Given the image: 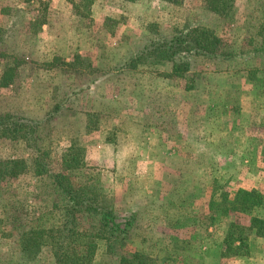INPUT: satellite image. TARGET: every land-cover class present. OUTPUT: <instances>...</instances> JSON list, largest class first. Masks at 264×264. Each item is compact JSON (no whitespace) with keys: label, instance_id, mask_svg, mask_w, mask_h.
I'll return each instance as SVG.
<instances>
[{"label":"rangeland","instance_id":"374dc122","mask_svg":"<svg viewBox=\"0 0 264 264\" xmlns=\"http://www.w3.org/2000/svg\"><path fill=\"white\" fill-rule=\"evenodd\" d=\"M225 1L231 20L206 0H94L87 14L80 0H0V67L3 54L19 62L13 84L0 88V114L37 118L56 105L38 131L46 167L61 172L64 151L79 146L83 166L65 172L73 185L136 213L130 243L112 254L100 241L92 264H119L130 251L150 264H264V239L261 256H224L227 230L250 217L212 208L241 189L264 195V0ZM43 3L40 31L33 22ZM195 26L213 30L223 46L215 57H191L183 78L156 58L122 70L152 39ZM91 85L92 102L102 105L91 121L100 128L85 134L68 119ZM34 155L25 142L0 137V159ZM66 204L48 175L1 181L0 264H57L47 245L27 259L20 233L39 217L60 225ZM253 215L264 219V204ZM79 217L81 229L93 228Z\"/></svg>","mask_w":264,"mask_h":264},{"label":"trees","instance_id":"16d2710c","mask_svg":"<svg viewBox=\"0 0 264 264\" xmlns=\"http://www.w3.org/2000/svg\"><path fill=\"white\" fill-rule=\"evenodd\" d=\"M93 1L80 0L86 14L90 12L89 8ZM124 1L135 2L136 0ZM206 2L211 11L223 13L231 20L232 13L229 14L231 6H227L225 0H206ZM76 10L78 15L84 16L80 9ZM47 12L48 4L43 3L42 8L38 10L39 15L33 22L38 25L39 30L47 24ZM1 34L0 28V37ZM222 46L221 37L213 30L204 26L185 27L177 30L170 38L158 36L152 39L135 54L130 55L123 68L135 69L149 59L156 58L171 64V76L183 78L189 72L191 57H215L220 53ZM1 56L4 58V63L0 67V88H8L15 80L19 62L15 56L10 59L8 55ZM79 59L78 55L75 56L74 62ZM55 62L57 58L47 63V66L57 65ZM190 88L191 86H186L184 89ZM55 112L57 109L53 108L42 119H32L11 113L0 114V137L21 140L35 152L30 161L24 158L0 159V182L26 174L48 175L67 199L60 225L48 224L46 219L39 217L31 223L29 229L25 228L20 233V251L27 259L34 257L31 249L47 245L50 246L57 264H92L100 241H104L106 251L112 254L117 253V247H124L127 242L130 243L131 230L136 224L137 216L134 212L115 211L105 195L96 190L85 185L79 187L73 185L70 176L65 172L83 166L79 146L70 145L64 151L61 172L51 173L46 167L44 155L38 145V131L41 124L44 121H50ZM210 203H213L212 200ZM263 204L264 195L261 192L241 189L232 198L224 196L219 204L216 203V206L212 207L220 208L223 215L234 212L250 217L248 226L234 221L231 228L227 230L223 241L226 249L224 256L247 257L255 250L257 240L264 238V219L254 216L253 210ZM79 214H86L92 219L91 230L79 227ZM150 263H152L151 257L139 251L120 255L119 259V264Z\"/></svg>","mask_w":264,"mask_h":264},{"label":"crops","instance_id":"0c3cea01","mask_svg":"<svg viewBox=\"0 0 264 264\" xmlns=\"http://www.w3.org/2000/svg\"><path fill=\"white\" fill-rule=\"evenodd\" d=\"M45 25H47V24H45ZM45 25H43L42 28ZM42 28H41V30H42ZM75 56H76V54L74 55V57ZM126 69L122 68V70H126ZM108 74H109V72L101 73V78L99 80L102 83L101 85L105 84L107 79L106 78L104 79V77L108 76ZM158 81L161 82V80H158ZM91 88H92V85L90 87H88L86 90H83V91H85V92H83V95L85 97L82 100L84 106H81V101L78 104L74 103V105H72V107L76 110V112L73 115H71L70 118L68 119L69 123H75V120L78 119L79 122H80V131L86 132L85 134H88L89 131H93L95 129H99L100 128V125L98 124L99 123V119L96 122L91 121V119H93V116H97V114H99L98 112H96V110H102V105H100V107H99L98 103H96V102L93 103L92 102L91 99H92V96H94V95H92L94 92H92ZM53 108L58 109V107L56 105L53 106L51 109H53ZM44 109L47 110V107H44ZM48 112L45 111V113L43 112L42 114L39 112L40 116L37 117V118L32 117V115H29L30 117H28V115H26V116L22 115V116L27 117V118H32V119H42V118H44V116ZM39 113H37V116L39 115ZM81 127H82V130H81ZM242 187H246V186H242ZM263 239L264 238L257 240V247L255 248L254 251H252L249 254L248 257L261 256V254L263 252H259L258 248L260 247V241H262Z\"/></svg>","mask_w":264,"mask_h":264}]
</instances>
